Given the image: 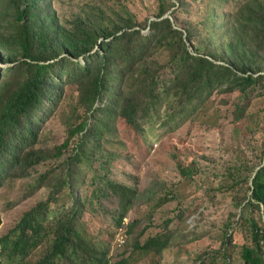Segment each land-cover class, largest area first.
<instances>
[{
	"label": "trees",
	"instance_id": "16d2710c",
	"mask_svg": "<svg viewBox=\"0 0 264 264\" xmlns=\"http://www.w3.org/2000/svg\"><path fill=\"white\" fill-rule=\"evenodd\" d=\"M106 1L0 0V191L13 190L3 194L0 219L34 197L0 232V256L8 264H136L161 252L178 228L168 227L173 218L198 205L186 209L178 181L159 179L153 190L107 176L105 162L117 159L105 150L109 132L118 120L143 131L153 116L173 121L171 130L211 101L219 118L256 125L247 126V145L259 156L241 178L249 192L236 193L239 177L222 192L240 209L214 251L264 264V0H233L231 12L219 0H157L156 18L142 23L127 8L105 16ZM179 168L193 178V168ZM168 199L177 200L176 215L155 223ZM96 216L103 229L90 222ZM239 232L246 239L235 245Z\"/></svg>",
	"mask_w": 264,
	"mask_h": 264
},
{
	"label": "rangeland",
	"instance_id": "374dc122",
	"mask_svg": "<svg viewBox=\"0 0 264 264\" xmlns=\"http://www.w3.org/2000/svg\"><path fill=\"white\" fill-rule=\"evenodd\" d=\"M65 1L68 5L61 6L63 8H68L80 0ZM116 1L108 0L103 3L105 16L116 17L120 14L118 9L122 11V9L127 8L129 13H135V19L137 18L136 20L141 23L146 16H149L150 19L156 18L153 13L157 7V0ZM220 1L223 3V9L226 12L233 11L235 7L233 0ZM171 9H168L164 14L169 15ZM142 30L147 31V28ZM6 64L1 65L5 66ZM113 70L114 68L112 72ZM119 79L120 76H114L115 87L118 85ZM160 106L161 111L164 105ZM262 106L263 104L259 101L254 105L255 109ZM231 118L230 113L227 114L226 118L222 116L219 118L216 106L208 101L207 108L199 109L194 117H187L171 130L168 129L173 121L163 125L160 123L162 120L160 116H153L150 123L145 124L143 131L128 129L124 120H118L109 132L112 138L110 143L113 144H109L105 150L107 153L113 152L114 155H117V159L105 162L107 176L122 180L139 189L151 187L153 190L157 188V180L159 179L164 182V185L169 181H178V196L184 198V203L187 205L186 209H192L198 205L197 209L184 219L173 218L177 209L171 210V206L176 204V199L166 200L163 205L165 210L162 207L153 212L151 218L155 223H159L169 215L173 221L168 227L174 228L178 225V228L172 232L170 244L161 252L151 250L136 264H200V261L206 264L207 262L199 258L200 255L205 261L214 259L215 264H226V262L228 264H242L241 261L231 259L229 255H217L214 251L220 246L223 227L233 218L232 213L240 209L238 206L239 199L232 197L222 199V192L232 186L231 183H235V179L238 177V185L234 186L237 189L236 193L247 191V186L245 182H241V178L252 174L250 172L251 166H254V171L259 166L257 165L259 156L254 155L253 150L247 145L250 139L247 126L256 125L245 117L235 121ZM48 123L56 127L57 132L61 130L59 124ZM179 166L193 168L195 170L192 173L193 178H186ZM109 169L110 171H108ZM102 171L106 172L104 169ZM218 187L221 189L214 190ZM7 189L4 187L0 191V202H3L4 193L8 192L13 195V190ZM212 189L217 194L216 197L212 196ZM33 198L14 205L13 208L6 207L5 209L4 206L6 211L1 214L0 232L15 219L26 204L31 203ZM107 198L110 199V197ZM136 205L137 203L134 207ZM146 206L148 204L145 202L141 208H146ZM106 207H111L109 202ZM131 209L132 207H129L127 210V219L132 216L133 211ZM235 217H238V214ZM89 219L91 223L96 224V227L104 228V225L99 222L98 216ZM145 222L144 220L143 223ZM154 230H158V228ZM229 230L232 233V229ZM186 232L187 235L184 234ZM197 234L200 236L196 237ZM234 237L236 239L235 245L246 239L240 232L235 233ZM190 238L192 240L186 241ZM231 249L227 248L230 252ZM116 250H121V244L111 248L109 253L113 255ZM0 264L8 263L4 262L0 256Z\"/></svg>",
	"mask_w": 264,
	"mask_h": 264
},
{
	"label": "water",
	"instance_id": "95a60500",
	"mask_svg": "<svg viewBox=\"0 0 264 264\" xmlns=\"http://www.w3.org/2000/svg\"><path fill=\"white\" fill-rule=\"evenodd\" d=\"M164 15H166V14H164Z\"/></svg>",
	"mask_w": 264,
	"mask_h": 264
}]
</instances>
